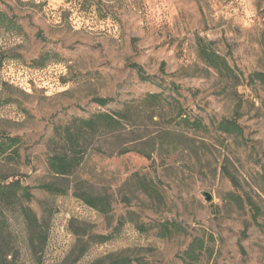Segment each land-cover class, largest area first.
Instances as JSON below:
<instances>
[{
	"label": "rangeland",
	"instance_id": "obj_1",
	"mask_svg": "<svg viewBox=\"0 0 264 264\" xmlns=\"http://www.w3.org/2000/svg\"><path fill=\"white\" fill-rule=\"evenodd\" d=\"M0 14V143L18 152L0 158V185L29 192L28 206L50 220L42 264L62 263L75 242L70 222L95 234L123 223L78 264H264V87L248 83L264 74V0H0ZM197 38L214 42L237 79L201 63ZM159 93L207 131L166 129L167 113L147 105L123 131L95 139L69 186L108 198L110 220L71 190L40 189L59 183L47 165L57 128ZM221 119H235L242 138L219 133ZM163 129L174 145L158 152ZM134 175L161 197H145ZM164 222L180 232L160 238ZM197 238L205 248L188 260Z\"/></svg>",
	"mask_w": 264,
	"mask_h": 264
},
{
	"label": "trees",
	"instance_id": "obj_2",
	"mask_svg": "<svg viewBox=\"0 0 264 264\" xmlns=\"http://www.w3.org/2000/svg\"><path fill=\"white\" fill-rule=\"evenodd\" d=\"M0 14V23H3ZM214 42L196 40L197 57L201 63L212 70L218 76L232 79L237 76L227 64L226 60L213 48ZM142 81L150 80L142 75L140 69L136 70ZM259 82L264 87V74L253 73L248 76V83ZM173 90H177L172 86ZM100 106L107 102L97 100ZM151 106L155 109L165 111L164 122L166 129L183 125L194 133L205 132L207 127L199 117H191L186 114L175 101L170 102L159 94H146L142 99L126 103L118 111L112 113L98 112L87 119H73L68 125L55 130L56 140L49 143L50 156L48 158V170L59 183H49L40 186V189L50 197L66 196L71 190L73 196L84 203L90 209L110 220L112 213L111 202L108 198L91 193L81 186L84 182H78L74 187L69 186V179L77 173L87 153L92 148L93 141L103 136L114 135L123 131L130 123L131 118L136 115L138 108ZM179 122V123H178ZM163 129L162 133L155 137L154 147L160 152L163 147H173L174 140L170 130ZM216 130L228 137L242 138L243 132L235 119H221ZM0 158L6 161H15L18 158L17 149L10 145L0 143ZM142 194L154 199L161 197L157 186L139 175H134ZM29 192H19L16 185H0V264H25L20 257L21 246L25 248L28 264H42L41 259L47 246L49 238V219L43 216L38 218L35 212L28 206L32 200ZM132 215V212H128ZM131 221V220H130ZM122 222H119L107 234H95L86 230V226L69 225L70 234L75 242L61 264H78L88 254L90 248L96 244H104L118 237ZM180 229L173 222H164L159 226L158 236L169 238ZM203 240L194 239L186 250L188 260H197L204 250ZM25 260V261H26ZM105 264H145L142 262H130L126 258H117Z\"/></svg>",
	"mask_w": 264,
	"mask_h": 264
},
{
	"label": "water",
	"instance_id": "obj_3",
	"mask_svg": "<svg viewBox=\"0 0 264 264\" xmlns=\"http://www.w3.org/2000/svg\"><path fill=\"white\" fill-rule=\"evenodd\" d=\"M202 196H203V198H204V200L206 202H210L211 201V197L207 193H202Z\"/></svg>",
	"mask_w": 264,
	"mask_h": 264
}]
</instances>
